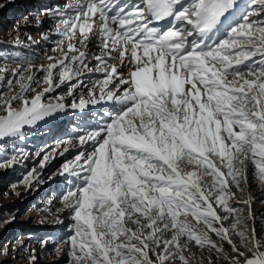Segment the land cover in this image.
<instances>
[{"label": "snow or ice", "instance_id": "snow-or-ice-1", "mask_svg": "<svg viewBox=\"0 0 264 264\" xmlns=\"http://www.w3.org/2000/svg\"><path fill=\"white\" fill-rule=\"evenodd\" d=\"M44 14L56 18L67 51L41 66L43 81L31 67L0 66V85L8 89L0 92V145L25 139L27 129L69 107L62 96L45 101L55 87L67 82L71 96L87 87L78 79L85 72L104 74L89 99L70 105H110L81 128L79 150L59 172L72 186L62 197L74 222L64 242L71 264H190L188 242L223 252L212 233L236 253L230 264L241 257L242 264H264L255 227L239 230L252 219L251 200L240 201L247 217L230 204L231 188L242 191L247 182L248 161L264 183V0H72L37 19ZM90 35L100 38L98 55H89ZM118 64L129 67L127 78ZM41 83L46 87L36 92ZM69 147L46 154L40 167ZM26 155L0 147V169ZM36 180L32 170L20 183L31 188ZM35 259L33 252L30 264Z\"/></svg>", "mask_w": 264, "mask_h": 264}, {"label": "rangeland", "instance_id": "rangeland-1", "mask_svg": "<svg viewBox=\"0 0 264 264\" xmlns=\"http://www.w3.org/2000/svg\"><path fill=\"white\" fill-rule=\"evenodd\" d=\"M65 1L56 3L52 0H0V66L9 69L31 67L35 78L43 81L45 74L40 71L41 66L47 67L49 63L55 62L49 60V57L61 59L67 51V41L59 43L63 38L55 33L56 18L44 14L37 19V13L45 9L63 7L66 3L72 2ZM45 35L48 39H44ZM90 36L92 40L87 42L89 55H98L100 38ZM60 48L64 51L59 50ZM96 63L95 60H91L89 66L92 67ZM117 67L124 77L129 76V67H122L119 64ZM8 78L12 77L9 75L6 79ZM103 78V73L85 72L78 79L83 80L87 87L81 84L71 96L67 94L69 89L67 82L55 87L54 91L45 94V101L56 103L57 98L62 96L63 103L69 107L63 113L59 112L45 122L39 123L37 127L27 129L25 139L6 140L0 145L7 149L9 156L18 151L27 154L16 167L0 169V264H30L29 258L33 252L36 259L32 264H71L69 245L64 242L73 234L74 222L70 211L62 202V197L72 186L59 172L61 165L71 160L79 150L76 136L81 128L99 121L102 112L107 115L110 105L94 104L81 116L70 105L73 100L78 103L81 96L89 99L92 85ZM58 81L59 77L56 75L54 83ZM71 83L76 84L77 81L73 80ZM44 87L46 85L41 83L36 92H42ZM15 90L19 91L18 86ZM7 91L5 85H0V92ZM27 95L31 98L35 93L29 92ZM68 140L76 146L69 147L62 143ZM64 147H69V151L64 155L56 154L53 159L45 162V167H40L46 154ZM32 170H35L37 180L29 188L20 182ZM240 189L242 191L234 186L231 188L235 198L230 200V204L241 208L242 217H247L249 208L240 201L250 199L252 219L247 220L246 226L242 224L239 230L248 232L255 227L257 237L264 240V183L257 179L251 161L247 162V182L241 183ZM218 211L220 215H226L219 209ZM232 222L229 219L224 222V226L230 227ZM128 226L133 227L132 224ZM210 235L211 239L223 248V252L218 253L208 247L200 248L194 242H188L184 255L190 264H209L210 261L211 264H230L229 258L236 256L226 241L220 240L214 233ZM171 237L172 233H167L166 238ZM232 239L240 251H245L238 236L233 234ZM180 242L186 243V238H181ZM59 245H62V248L58 252L56 249ZM240 259L242 264L243 258ZM176 264H179V261H176Z\"/></svg>", "mask_w": 264, "mask_h": 264}, {"label": "bare ground", "instance_id": "bare-ground-1", "mask_svg": "<svg viewBox=\"0 0 264 264\" xmlns=\"http://www.w3.org/2000/svg\"><path fill=\"white\" fill-rule=\"evenodd\" d=\"M43 1H45V0H43ZM48 1H50V0H48ZM52 1H54V2H56L57 3V1H61V2H63V1H65V0H52ZM66 2V1H65ZM64 2V3H65ZM92 40V36H90L89 37V42ZM87 41V42H88ZM102 104H105V103H102ZM90 106H92V105H89V106H87V107H85L84 109H79V108H76V109H74L76 112H78V115L79 116H81V115H85V113H86V111L90 108ZM106 106V105H105ZM96 109H98L97 107H95ZM64 111H62V113H63ZM38 139V138H37ZM1 237V236H0Z\"/></svg>", "mask_w": 264, "mask_h": 264}]
</instances>
